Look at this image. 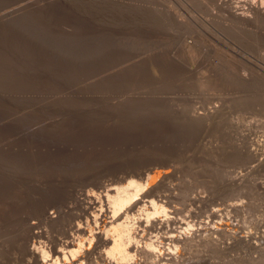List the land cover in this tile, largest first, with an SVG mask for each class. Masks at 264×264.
Here are the masks:
<instances>
[{
	"label": "rangeland",
	"instance_id": "rangeland-1",
	"mask_svg": "<svg viewBox=\"0 0 264 264\" xmlns=\"http://www.w3.org/2000/svg\"><path fill=\"white\" fill-rule=\"evenodd\" d=\"M177 1L211 25L169 20L168 0H0V264L65 241L88 195L156 173L200 220L242 203L216 225L251 244L182 247L185 264H264V27Z\"/></svg>",
	"mask_w": 264,
	"mask_h": 264
},
{
	"label": "bare ground",
	"instance_id": "bare-ground-1",
	"mask_svg": "<svg viewBox=\"0 0 264 264\" xmlns=\"http://www.w3.org/2000/svg\"><path fill=\"white\" fill-rule=\"evenodd\" d=\"M201 2L203 5L210 8L213 14L218 16L217 18L220 17L222 21L224 20L225 23H230L232 27H239L243 30L244 28L247 30L248 27H251V29L252 27H255V29L256 27H264V0H201ZM168 4V18L173 22H178V24L181 23L186 26L203 25L205 28L211 25V23L205 19L198 20L191 16L187 19L181 11V3L177 0H168ZM256 32L258 33V31ZM262 56L264 55L262 54ZM218 114L215 116L217 117ZM215 116L214 118H216ZM250 151L251 150H245L244 156L246 162L249 163L257 158L255 156H258L255 155L256 153H254V151ZM242 152L244 151L242 150L241 153ZM257 154L259 153L257 152ZM156 174H148L147 177H139V181L132 178L124 185H114L116 187L108 188L107 186L105 193L102 192L103 194H100L98 197L94 194H90L88 197L86 196L88 201H86L87 198L84 200L86 202L85 204L83 203L81 209V217L85 218L86 222L84 223L77 219L79 221L77 225L69 226L70 228H67L66 231L69 236L66 240L64 239L65 241H62V243L60 242L61 244L54 243L55 245L48 248L45 247V245L39 247L36 245V247L35 245L31 246L29 244L30 247L26 248L25 251V255L29 258L27 264H85V260H90L86 264H90L91 261L96 262V264H183V262L185 264L184 256L179 252L182 247L184 249H189L196 244H204L206 247L215 248L216 250L220 246L227 249L226 246L232 243L230 242L231 239H234V242L236 241L242 245L251 244V237L249 238V236L246 235L240 236V232L239 234H233V231L231 232V230H229L231 226L222 228L216 225L218 219H220V221L223 220L224 217H222V214L224 212L225 214L223 216H227L228 214L226 213H230L232 209L236 211L237 207L239 209L242 203H228L229 205H224L225 208L223 209L218 208L219 206L217 208L214 207L215 209L212 208L211 215H206L208 217L207 221L203 220L205 218L200 220L198 219V211L193 209V205L195 206V204L198 205V203H202L203 200L206 199L204 194H202V196H200V194L199 196H192V198H189V192L187 193L188 195L185 194L189 197L185 196L186 198H183L185 200L182 201H184V207L186 208L192 205L193 208H189V210L179 208V206L176 207L174 206L175 204L172 207L171 205L173 203L171 204L167 201L170 198L168 199L166 195L165 197L162 195V190L164 191L163 188L166 185L163 184L164 181L160 180L157 182L158 179L156 180V177H158L157 175L159 173ZM163 179L164 178H162V180ZM247 179L248 178H246V180ZM247 186L249 187V184H247L246 187ZM138 195H140V197ZM137 196L139 198H137ZM172 198L175 197L173 196ZM53 213L54 212L49 214L48 218L55 221V217L57 216H54ZM74 215L76 216V214ZM220 221L218 224L222 223ZM33 226L34 223L28 230H35ZM37 235L38 233L34 234V237L41 238V236ZM148 235L149 237H147ZM220 235L221 237H226V239L222 238L219 240L218 238L220 237L218 236ZM256 238L258 239V237ZM257 239L256 241H259ZM262 240L263 239H261V242ZM256 245L259 246L258 244ZM259 251L261 257L264 259V248L259 249ZM68 253L71 256L70 260L68 258L69 256L67 257L66 255ZM98 260L101 262L99 263ZM92 262L91 264H93Z\"/></svg>",
	"mask_w": 264,
	"mask_h": 264
}]
</instances>
